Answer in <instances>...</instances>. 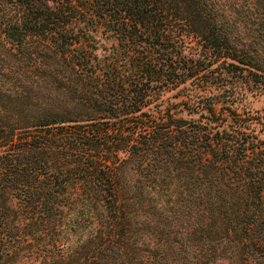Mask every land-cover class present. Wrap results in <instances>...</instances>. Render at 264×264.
Here are the masks:
<instances>
[{"label":"trees","instance_id":"1","mask_svg":"<svg viewBox=\"0 0 264 264\" xmlns=\"http://www.w3.org/2000/svg\"><path fill=\"white\" fill-rule=\"evenodd\" d=\"M249 4L0 0V264H264L261 121L231 105L264 90ZM190 78L194 119L159 97Z\"/></svg>","mask_w":264,"mask_h":264},{"label":"rangeland","instance_id":"2","mask_svg":"<svg viewBox=\"0 0 264 264\" xmlns=\"http://www.w3.org/2000/svg\"><path fill=\"white\" fill-rule=\"evenodd\" d=\"M219 2L220 7H223L226 10H230L231 13L236 11L248 10L247 6L250 5V0H216ZM254 4L251 6L253 11L261 12V21L264 23V0H253ZM250 13V12H249ZM251 14V13H250ZM253 15L246 22L242 20L238 23L237 31L239 34V39L244 41V43H252L254 47H256L258 53L264 56V42H256L258 41V36L256 32L257 21L252 20ZM79 25L82 26V22H79ZM87 31L90 37L93 38V43L96 45V49L94 52L100 58H104L108 56L111 51V47L116 44L117 40L115 38L114 33L109 30L107 27L105 28L101 23H97L95 26H88ZM198 84V79H188L184 83L179 84L178 86H174L168 90L163 91L160 94V98L163 99V104H170L175 112L187 117V118H198L197 113H187L181 107L183 104H179L178 101L180 99H186V95L188 93H192L194 91L195 85ZM207 93V92H206ZM205 94V92H204ZM237 111L241 113L251 114L254 117H257L261 122L254 123L257 129L258 134L261 137H264V90L258 92L256 90H249L243 88L241 93L238 95V98L231 104ZM150 108H154L152 105ZM139 219L143 220V216H139ZM148 242L151 241V238L147 239ZM217 264V263H214Z\"/></svg>","mask_w":264,"mask_h":264}]
</instances>
